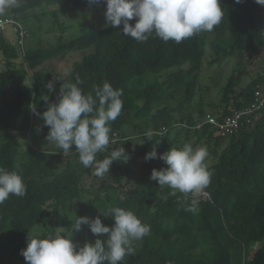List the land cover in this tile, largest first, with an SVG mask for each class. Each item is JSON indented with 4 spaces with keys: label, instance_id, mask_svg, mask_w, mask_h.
<instances>
[{
    "label": "trees",
    "instance_id": "16d2710c",
    "mask_svg": "<svg viewBox=\"0 0 264 264\" xmlns=\"http://www.w3.org/2000/svg\"><path fill=\"white\" fill-rule=\"evenodd\" d=\"M221 4L224 18L213 31L179 44L164 42L155 33L137 42L122 34L123 25L112 28L99 21H90L72 39H66L60 16L86 8L105 15V3L90 5L89 0H19V7L0 16L20 23L25 31L20 44L17 24L0 29V167L18 171L27 187L25 196L10 195L0 204V264L25 260L21 251L27 247L29 233L38 232L43 238L59 231L82 247L95 237L87 225L73 232L74 221L79 216H99L111 227L114 219L100 211L106 213L112 207L131 210L151 227L149 235L134 242V253L122 264H264V107L250 115V121L242 116L238 128L228 134L207 122L198 127L209 114L201 98L195 111L176 114L190 106L201 90L205 60L212 65L235 53L240 58L221 90L219 120L250 104L256 89L264 86V68L242 85L248 58L261 55L264 49V7L255 0L239 4L221 0ZM47 7L49 10H42ZM47 14L51 22L41 31L39 46L26 51V37L37 29L33 24L42 22ZM30 16L32 25L27 22ZM130 23L134 25L136 19ZM8 30L14 35L12 40ZM43 38L46 46H42ZM89 48L92 52H84ZM71 50L84 54L66 76H56L55 92L49 93L45 85L50 75L36 68ZM77 77L83 81L79 87L85 94L104 82L122 89L123 107L112 122L111 140L119 134L126 147L130 141L124 140L123 128L131 125L145 141L126 163L113 162L109 182L102 183L100 191L84 187L83 177L92 168L79 162L75 146L65 156L61 149L47 144L49 128L33 112L35 108L43 113L48 105L42 97L48 95L55 102L63 82L75 83ZM13 86L16 89L10 92ZM183 88L184 98L177 100ZM172 101L178 102L172 106ZM148 131L153 132L152 140L146 138ZM184 144L203 147L214 156L206 166L211 182L203 189L205 199L195 200L193 192L186 197L179 192L173 195L172 189L159 187L150 179L153 169L167 166L158 158L145 160V155L153 147L162 155ZM107 156L106 150L96 159ZM192 202L197 205L196 213L185 210ZM259 243L262 245L253 251Z\"/></svg>",
    "mask_w": 264,
    "mask_h": 264
},
{
    "label": "clouds",
    "instance_id": "9594fccd",
    "mask_svg": "<svg viewBox=\"0 0 264 264\" xmlns=\"http://www.w3.org/2000/svg\"><path fill=\"white\" fill-rule=\"evenodd\" d=\"M243 0H236L241 3ZM106 4V26L116 28L123 25V35L137 42L146 41L152 33L164 42L179 44L201 32H211L224 18L221 0H89L90 5ZM264 7V0H255ZM19 7V0H0V16L8 9ZM136 19L133 25L130 23ZM83 81L63 82L59 97L50 102L49 96L42 99L47 109L39 113L44 126L49 128L47 144L61 149L65 156L73 151L78 154L79 162L85 168H92L93 175L103 178L109 173L113 162H127L129 155L124 147L109 151L112 122L121 114L123 101L122 89H116L109 82L94 86L93 92L85 94L79 87ZM45 87L49 93L55 92L54 82ZM39 130V129H38ZM153 132L148 131L146 138L152 140ZM143 144V143H142ZM108 151V156L97 160V154ZM207 150L193 148L184 144L182 148L171 147L158 154L155 147L145 155V160L161 159L167 166L161 170L153 169L150 179L157 181L159 187L187 194L206 188L211 182V174L205 166ZM27 187L22 175L0 167V204L10 195L23 197ZM188 212L196 213L197 205L192 202L185 207ZM104 217H112L114 225L106 226L101 218L79 216L73 224V232L81 231L87 225L95 237L82 247L59 231L41 237L39 233L30 234L27 247L21 251L27 264H122L126 256L134 253V242L142 241L150 234L151 227L139 219L131 210L112 207Z\"/></svg>",
    "mask_w": 264,
    "mask_h": 264
},
{
    "label": "rangeland",
    "instance_id": "374dc122",
    "mask_svg": "<svg viewBox=\"0 0 264 264\" xmlns=\"http://www.w3.org/2000/svg\"><path fill=\"white\" fill-rule=\"evenodd\" d=\"M42 10H49V8L48 7L43 8ZM95 11H96L95 8H93L92 11L86 8L81 11H77L69 16H60L59 21L65 23L66 25L65 31H61L65 35L66 39H72L79 32L80 28L82 26L88 25L90 21H93V22L99 21L101 23L100 25L102 26L105 25L106 23L105 15L102 12L96 13ZM33 13L34 12H31L30 14H33ZM91 15H94L95 18L91 19ZM33 19H34L33 16H30V19H27V22H29L32 25ZM50 19L51 18L49 17V14H47L43 18L42 22L39 21L36 25L33 24L34 28L35 29L37 28V29L35 32L28 33L26 37V41H25L26 51L34 50L39 46L38 39H39V36L42 35L41 31H44L45 29H47V27L49 26L51 22ZM58 32L59 30H57V33ZM7 34H8L7 35L8 38L12 40L14 36L12 31L8 30ZM46 45L47 43L44 39V41L42 42V46H46ZM92 50H93L92 48H89L84 52H92ZM209 51L210 53L213 54L212 50L209 49ZM84 52L81 50L68 51L64 56H59L57 58L45 61L41 66L36 68V70L39 69L42 72L48 73L50 75V81L55 82L57 75H61L64 77L69 73L70 69L72 68L73 63L79 60L83 56ZM239 61H240V58L237 53L227 58H219V60L212 65L209 64L207 60H205L202 66V71H201V79H200L201 90L198 91L194 102L192 101L190 106H183L181 109H178L176 111V114L179 116L182 114H187L191 110L195 111L200 106L198 103V100L201 98L206 112L209 114L212 113L210 115H213V116L218 115L219 112L217 111L222 110V107L220 106L221 105V90L223 86L225 85V83L227 82V79L232 69L237 65ZM247 62H248L247 64L248 74L243 79V82H242L243 86H245L248 82L254 79L257 73L263 72L264 49L261 51V55L257 57H252L250 59L248 58ZM15 89H16V86H13L9 89V91L13 92ZM183 90L184 88L180 91V93H178L177 100L184 98ZM177 102L178 101H172V104L170 105L173 106L177 104ZM175 129L176 127L173 129L172 131L173 133H176ZM123 130L125 131L124 140L128 139L127 141H130L129 144L126 147L123 146L121 142L123 140L121 139V136L117 133L118 134L116 136L117 139L112 140L114 141V143L110 142L109 151H111L112 148L124 147L126 150V154L129 155L130 158L135 157L137 153L136 149L138 148L139 143L140 145H142V143L145 144V141L143 140L141 136H139L137 131L134 128H132L131 125L125 126ZM34 133H36V131L33 133H29V135L31 134L30 137L34 135ZM29 140L31 141V138L28 137V141ZM213 158L214 156L212 154L207 153V157L205 158V161H204L205 166L210 165L212 163ZM93 171L94 170L92 169L91 174L85 175L83 177L82 183L86 189L100 191V188H99L100 185L102 183L109 182L108 173L103 178H100V177H96L95 175H93ZM131 174L133 178L136 176V172L133 171V169H132ZM124 195L125 194L122 193L120 197L122 198ZM193 195H194L195 200L205 199L207 196L203 189L199 191H194ZM57 222L58 221H56L55 224ZM261 245H262L261 243L257 244V246L253 248V251H256ZM16 255L18 256L19 254H16ZM21 264H27V262L21 259Z\"/></svg>",
    "mask_w": 264,
    "mask_h": 264
},
{
    "label": "built area",
    "instance_id": "2783aa9c",
    "mask_svg": "<svg viewBox=\"0 0 264 264\" xmlns=\"http://www.w3.org/2000/svg\"><path fill=\"white\" fill-rule=\"evenodd\" d=\"M17 24L16 32L19 33L17 38V43H23V35L25 31L20 23L15 22L9 17L0 18V29H3L7 24ZM264 107V86H260L254 92L253 101L246 105L243 109L235 110L232 113L224 116L222 120H219L217 116L206 115L205 121L199 123L200 127L204 122L211 124L213 127L218 128L220 133L228 134L232 130L238 128L239 122L242 116H244L246 121H250V115L254 114L256 111H259Z\"/></svg>",
    "mask_w": 264,
    "mask_h": 264
}]
</instances>
